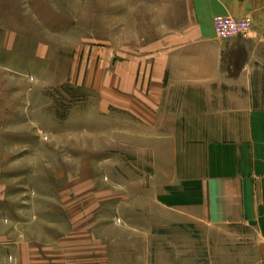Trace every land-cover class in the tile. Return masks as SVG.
I'll return each instance as SVG.
<instances>
[{
  "label": "rangeland",
  "instance_id": "rangeland-1",
  "mask_svg": "<svg viewBox=\"0 0 264 264\" xmlns=\"http://www.w3.org/2000/svg\"><path fill=\"white\" fill-rule=\"evenodd\" d=\"M159 6L160 0H0L5 215L50 239L86 232L97 248L94 264H133L134 250L152 253L168 244L182 245L193 260L207 254V235L165 226L150 204L169 157L151 116L165 120L167 110L168 118H180L196 109L141 101L147 92L133 69L148 67L151 44L176 16ZM257 53L250 105L263 108L264 45ZM156 125L161 136L172 124Z\"/></svg>",
  "mask_w": 264,
  "mask_h": 264
},
{
  "label": "crops",
  "instance_id": "crops-1",
  "mask_svg": "<svg viewBox=\"0 0 264 264\" xmlns=\"http://www.w3.org/2000/svg\"><path fill=\"white\" fill-rule=\"evenodd\" d=\"M158 9H173L176 16L151 44L148 67L133 69L140 92H147L141 101L155 102V108L157 102L165 107L186 102L181 107L196 109L192 114L184 109L175 119L167 110L165 120L151 116L150 128L167 140L169 157L150 204L165 226L201 230L208 247L196 260L177 244L152 253L134 250L133 264H264V107L250 105L253 61L264 45V0H160ZM216 16L247 17L251 31L218 39ZM158 122L172 125L157 136ZM176 122L182 125L173 127ZM4 197L0 194V264H94L97 248L86 232L50 239L14 225L5 215Z\"/></svg>",
  "mask_w": 264,
  "mask_h": 264
},
{
  "label": "built area",
  "instance_id": "built-area-1",
  "mask_svg": "<svg viewBox=\"0 0 264 264\" xmlns=\"http://www.w3.org/2000/svg\"><path fill=\"white\" fill-rule=\"evenodd\" d=\"M215 35L221 40L247 37L251 30L250 19L216 16L213 20Z\"/></svg>",
  "mask_w": 264,
  "mask_h": 264
}]
</instances>
